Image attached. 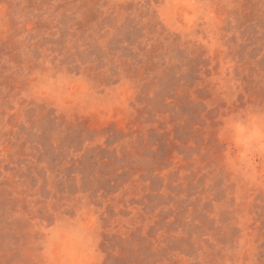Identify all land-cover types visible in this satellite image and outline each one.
Listing matches in <instances>:
<instances>
[{
	"label": "rangeland",
	"instance_id": "rangeland-1",
	"mask_svg": "<svg viewBox=\"0 0 264 264\" xmlns=\"http://www.w3.org/2000/svg\"><path fill=\"white\" fill-rule=\"evenodd\" d=\"M0 264H264V0H0Z\"/></svg>",
	"mask_w": 264,
	"mask_h": 264
}]
</instances>
